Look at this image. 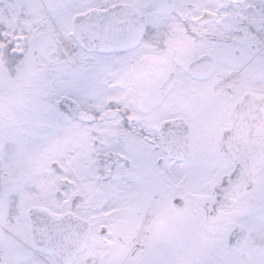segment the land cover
Instances as JSON below:
<instances>
[{
  "label": "flooded vegetation",
  "instance_id": "flooded-vegetation-1",
  "mask_svg": "<svg viewBox=\"0 0 264 264\" xmlns=\"http://www.w3.org/2000/svg\"><path fill=\"white\" fill-rule=\"evenodd\" d=\"M76 3L0 0V72L2 60L10 69L1 88L17 90L6 82L37 70L51 84L60 35L92 51L107 75L102 96L79 100L76 184L53 158L32 160L29 149L15 158L18 144L0 129V264H213L190 252L219 244L220 224L217 264H264V0H109L82 11ZM130 5L145 17L133 42L100 44L73 30L88 9L115 8L128 32ZM36 209L80 222L72 235L86 237L84 249L56 256L38 236Z\"/></svg>",
  "mask_w": 264,
  "mask_h": 264
},
{
  "label": "rangeland",
  "instance_id": "rangeland-1",
  "mask_svg": "<svg viewBox=\"0 0 264 264\" xmlns=\"http://www.w3.org/2000/svg\"><path fill=\"white\" fill-rule=\"evenodd\" d=\"M104 1L109 0H80L74 10L82 11ZM71 14L70 12L66 15L68 21L64 22L65 29H61L62 32L71 27ZM56 24L59 26L58 21ZM85 54L89 56L85 57ZM48 64L52 67L51 84L37 70V76L31 79L20 82L11 79L6 82H17V90L8 85L4 88L0 87V119L5 121L0 124V129H5L7 138L18 144L13 151L15 158L25 159L28 154L25 149H29L32 160L44 162L49 158L57 159L67 166L70 177L77 181L80 179V154H82L81 149L84 144L82 136L85 130L80 126L79 121H70L59 111L56 100L61 95H71L78 100L93 95L102 96L105 87L100 85V81L106 80L107 75L97 73L92 51L81 47L80 51L65 52L62 58L52 53ZM1 67L0 76L7 77L10 69L3 60ZM50 93H53L51 102L47 101L45 95ZM53 182L56 183L54 175ZM249 222L246 221V225L251 228L252 221ZM259 223L264 224V221ZM225 229L226 227L221 224L213 227L212 240L219 244L214 243L215 245L210 248L192 246L190 255L202 256L204 260L212 259L215 261L213 264L220 262L224 256L220 244L225 239ZM257 230L258 227L255 228V231Z\"/></svg>",
  "mask_w": 264,
  "mask_h": 264
},
{
  "label": "water",
  "instance_id": "water-1",
  "mask_svg": "<svg viewBox=\"0 0 264 264\" xmlns=\"http://www.w3.org/2000/svg\"><path fill=\"white\" fill-rule=\"evenodd\" d=\"M112 9L111 11L89 10L84 17L85 20L80 19L77 22L75 21V30L94 35L106 44L115 41L126 43L134 40L144 26L143 19H136L138 16L133 7H123L122 13H125L126 10L132 13V21L129 22L130 29L126 32L128 25L124 21L126 15H121L119 10L114 12L115 8ZM59 107L61 110L66 111L71 118L84 115V111H82L78 102L72 98L59 100ZM55 164L56 162H54ZM238 170L240 171L241 169L237 168L236 171ZM35 213L44 216L43 221L37 222L35 225L39 237L57 256L70 255L84 248L86 237H84V240H81L80 236L75 239L72 235L73 225L80 224V222L72 221L70 218L56 219L49 214L44 215V213L37 209Z\"/></svg>",
  "mask_w": 264,
  "mask_h": 264
},
{
  "label": "bare ground",
  "instance_id": "bare-ground-1",
  "mask_svg": "<svg viewBox=\"0 0 264 264\" xmlns=\"http://www.w3.org/2000/svg\"><path fill=\"white\" fill-rule=\"evenodd\" d=\"M63 43H64V45L66 46V49H67L68 51H70V50H71V49H70V46H69L68 42H67L65 39H63Z\"/></svg>",
  "mask_w": 264,
  "mask_h": 264
}]
</instances>
